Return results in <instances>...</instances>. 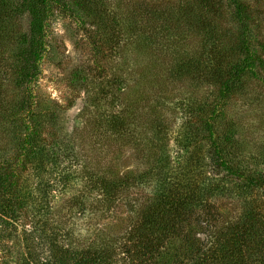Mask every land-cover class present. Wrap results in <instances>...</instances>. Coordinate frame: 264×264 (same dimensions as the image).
I'll list each match as a JSON object with an SVG mask.
<instances>
[{"label":"rangeland","instance_id":"obj_1","mask_svg":"<svg viewBox=\"0 0 264 264\" xmlns=\"http://www.w3.org/2000/svg\"><path fill=\"white\" fill-rule=\"evenodd\" d=\"M204 1H49L44 50L34 76L22 87L16 86L22 58L17 40L11 32H0V105L18 98L29 103V111L25 105L23 113H11L8 106L0 112V173L7 171L11 190L36 194L40 201L36 206L31 200L32 205L17 209L13 219L0 215V264H56L58 254L97 249L104 251L109 264H131L123 253L127 230L134 213L148 204L156 190L155 177L150 175L154 165L148 159L168 156L170 165L183 160L180 138L198 108L207 113L218 106L217 122L233 127L234 140L226 149L245 169L242 177L220 172L221 186L210 197L215 217L203 224L198 238L213 239L236 221L245 197L254 198L264 213V184L246 183L247 175L256 174L252 169L264 174L260 155L264 153V72L259 71L262 78L251 77L241 90L215 103L218 83L210 72L223 73L230 57L228 52L219 57L218 47L206 43V33L195 22L212 18L223 39L225 29L236 28L227 0H208L212 12ZM24 2L0 0V18L7 30L16 25L21 32L26 29ZM243 2L253 10L254 32L264 41V0ZM201 56L217 61L210 68L187 65ZM113 113L120 117L110 127ZM42 121L45 132L58 124L62 134L74 135L70 137L82 163L79 158L61 159L60 168L74 171L71 180L64 182L56 175L40 188L18 162L23 136ZM105 126L109 131L125 127L127 135L105 140L100 136L107 131ZM204 140L201 152L206 155L209 147ZM97 169L109 179L122 173L138 179L107 197L89 174Z\"/></svg>","mask_w":264,"mask_h":264},{"label":"trees","instance_id":"obj_2","mask_svg":"<svg viewBox=\"0 0 264 264\" xmlns=\"http://www.w3.org/2000/svg\"><path fill=\"white\" fill-rule=\"evenodd\" d=\"M49 1L52 0H25L27 27L22 32L19 30L20 25H16L14 30H7L5 20L0 18V32L3 34L11 32L15 35L17 54L19 51L22 54L19 62L21 69L19 73L17 72V87H22L23 83H28L34 76L44 50V18ZM227 2L236 29L233 31L225 29V39L216 33L217 25L212 18L195 22V27L199 30L203 29L202 31L206 33V43L218 47V51L221 52L219 57H226V52L230 55L227 54L230 61L225 64L223 73L216 70L210 72L212 79L215 78L218 83V101L215 102L217 104L219 100L227 99L241 90L243 82H248L251 77H256L258 74V77H261L260 72H264L262 56L264 41L254 32L257 23L253 21V10L243 0H227ZM204 3L209 12L214 11L213 4L208 0ZM224 40L227 41L223 43ZM205 57L191 60L187 65L194 69L201 65H208L210 68L217 61L209 57L206 60ZM28 104L23 98L13 99L11 103L0 105V112H5L4 108L8 106L11 113L20 111L23 113L26 110L25 105L29 111ZM217 107H211V111L207 113L205 108L203 110L198 108L195 120L188 121L190 125L180 138V147L184 148L183 160L176 165H170L167 162L168 156L148 159L149 163L154 165L150 175L155 177L156 190L148 204L144 207L140 206V210L134 213L132 225L127 230V245L123 246V253L131 259V264H264V213L255 205L254 198L245 197L246 201L242 202L243 211L236 221L226 225L213 239L204 241L198 238V235L203 234V224L207 225V222L215 217L212 215L214 210L211 209L210 197L214 196L215 194L211 193L216 192L221 186L220 172L225 173V177L226 175L245 176L243 174L245 169L239 168V164L232 159V153L226 149V146L234 140L233 127L217 122L219 118L216 114ZM116 114L113 113L108 120L110 127L116 126V121L120 117ZM52 116L49 117L50 120ZM46 128V122L42 121L35 128H31L30 135L23 136L20 148L24 154L22 153V159L18 162L29 175L35 177L36 185L40 188H43L45 183L48 184L49 180H53V176L56 175L63 177L64 182L71 180L74 171L60 168V160L77 159L82 155H76L77 145L74 137H70L71 132L62 134L58 124L55 128L52 126L49 132H45ZM124 128L112 131L107 128V131L102 132L100 136L105 140H110L112 135L125 136L127 134ZM201 140L208 143L206 144L209 151L206 155L201 152L204 149ZM41 142H45L46 145H40ZM189 147L190 150L187 151ZM260 155L264 163V153L260 152ZM77 160L82 163L80 158ZM99 171L97 169L89 174L93 176L94 184L98 185L107 197L110 194H119L121 189L125 190V187L138 179L136 177L132 180L129 175L123 173L113 174V179H109L110 176L99 174ZM251 171H256V174L247 175L246 183L264 184V174L255 169ZM26 177L28 178V175ZM12 184L7 171H2L0 215L9 219H13L17 209L21 210L26 205H32L31 200L35 201L36 206L40 202L35 198L36 194L11 190ZM54 248H57L56 243ZM71 253L58 254L60 258L56 264L110 263L103 250Z\"/></svg>","mask_w":264,"mask_h":264}]
</instances>
